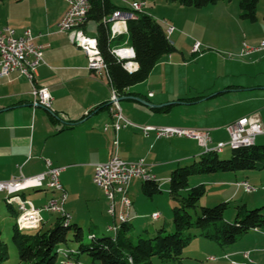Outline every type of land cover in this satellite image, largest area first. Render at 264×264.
I'll return each instance as SVG.
<instances>
[{
  "label": "crops",
  "instance_id": "obj_1",
  "mask_svg": "<svg viewBox=\"0 0 264 264\" xmlns=\"http://www.w3.org/2000/svg\"><path fill=\"white\" fill-rule=\"evenodd\" d=\"M18 2L29 13L22 12L20 18L23 20L20 21L15 17L14 21L0 22V28L10 26L17 36H22L28 29L36 37V43L44 46L45 64L38 69L37 83L49 88L53 103L52 110L34 107L32 87L25 77L18 73L0 77V181L36 176L46 170V161L49 160L53 166L64 168L60 181L68 194L65 210L71 223L75 221L83 228L87 221L93 224L100 220L101 213L111 219L107 227L111 231L120 227L121 221L119 219L118 224L117 218L108 213L109 201L104 191L93 182V176L95 167L113 156L116 140L118 156L129 163L144 160L156 181L159 179L165 183L160 184L162 193L167 185L169 193L173 172L191 165L203 155L204 149L196 140L185 137L158 138L155 133L144 136L137 127L130 125L115 132L110 107H107L111 98L108 80L93 75L87 68L84 52L70 44L66 34L58 32V24L68 4L64 0ZM111 2L126 9L124 11H128L132 3L129 0ZM160 4L158 6L166 12L155 13L152 7L149 15L160 24L167 22L177 29L171 38L177 52L161 59L145 82L127 90V95L120 101L123 115L136 126L208 130L214 143L226 142V126L243 117L256 115L264 127V52L240 56L243 43L255 46L264 40V17L262 30H257L251 25L260 23V17L257 16L254 24H248L241 18L236 0H220L202 8L184 7L178 0H163ZM89 28L90 22L84 28L88 36ZM92 30L94 36L90 37L97 38L96 23ZM196 42L201 44V49L229 51L237 56L225 59L214 52L193 53ZM113 47L114 50L122 48L123 43H115ZM205 59L215 68L198 69L197 63ZM103 105L106 107L96 110ZM255 145L264 146V134L257 136ZM230 175L233 176L210 181L216 187H229L226 201L235 200L241 191L246 193L236 186L242 180L234 182V177L251 180V185L255 182L253 186L263 185L262 174L243 171ZM206 182L203 179L197 184ZM143 185L140 179H133L129 186L131 228L135 227L133 223L142 226V220L149 219V216L152 219L155 213L160 217L153 221L162 217L161 207L157 205L158 195L147 198ZM43 191L39 189L36 193ZM42 195L45 198L38 203L43 206L56 198L57 193ZM21 199L29 200L26 194ZM170 206L173 208L172 202ZM17 215L18 212L15 217ZM98 226L90 225L89 229L95 233ZM237 242L227 248L218 246L217 257L230 254L235 260L247 262L243 253L249 252L253 263L248 264L262 262L264 230H253ZM207 251L209 249L203 251L206 261L215 256H208ZM185 259L179 264H188L185 261L191 258ZM216 264H225V260Z\"/></svg>",
  "mask_w": 264,
  "mask_h": 264
},
{
  "label": "trees",
  "instance_id": "obj_2",
  "mask_svg": "<svg viewBox=\"0 0 264 264\" xmlns=\"http://www.w3.org/2000/svg\"><path fill=\"white\" fill-rule=\"evenodd\" d=\"M219 1L178 0L184 7L195 8ZM259 2L260 0H239L241 18L255 23ZM116 10L126 9L114 5L111 0H90L87 23L93 21L97 24L100 52L107 64L111 84L122 98L127 95L129 88L145 82L161 59L177 52V49L167 38L163 26L145 13H135V17L127 21V36L112 38L107 19ZM126 40L135 52L134 61L138 65V70L133 73L125 70L111 52L115 43H124ZM102 107L106 106H100L96 110ZM219 154L221 153L215 151L204 152L191 165L179 167L173 172L169 182V195L175 202L172 208L174 232L167 233L163 227L154 237L139 236L134 239L129 221L122 223L119 231L112 237H99L93 230L89 229L86 234L82 227L71 221L64 222V218L59 216L53 228L44 230L40 227L31 234L22 233L16 225L12 240L18 250L19 264H61L63 260L60 262L59 258L61 254L65 256V246L69 242L76 244L77 248L71 252L68 250L69 253L66 254L75 261L87 256L93 264H153L154 259L161 263H181L185 259V249L196 238L227 248L253 230H264V207L246 210L244 216L239 213L233 223L227 222L224 217L229 203L199 208L201 199L207 194V188L203 184L190 187L191 177L219 172L264 171V146L254 143L249 147L232 150L228 159H220ZM143 182V192L147 198L152 199L162 194L158 181ZM8 207L15 217L16 212L10 207V203ZM9 257L6 243L0 239V263L7 261Z\"/></svg>",
  "mask_w": 264,
  "mask_h": 264
},
{
  "label": "built area",
  "instance_id": "obj_3",
  "mask_svg": "<svg viewBox=\"0 0 264 264\" xmlns=\"http://www.w3.org/2000/svg\"><path fill=\"white\" fill-rule=\"evenodd\" d=\"M68 4V9L58 24V32L67 35L70 44L81 49L87 58V68L97 77H106L111 86L110 112L113 117L112 127L115 132L120 131L126 126L137 127L144 136L155 133L158 138L185 137L196 140L204 152L206 150H222L224 147L238 146L249 147L254 145L257 136L264 134V127L261 120L256 116L243 117L231 124L227 125L225 130L228 134L226 142L214 143L210 137L208 130L186 129L173 126H136L130 122L122 113L120 107V97L113 88L107 64L100 52L97 38L90 37L85 32L87 24V16L90 10V0H64ZM146 5L139 1L130 3L128 11L116 10L107 19L109 24L110 36H127V21L135 17V13H146ZM166 36L171 40L177 29L167 23L161 22ZM0 77H7L13 73L25 77L31 84V95L33 98L32 105L40 106L47 110H52L53 97L49 88L41 87L37 83L38 69L45 64L44 62V46L36 43V37L30 30H25L20 37L16 36V32L10 26L0 28ZM201 51V44L196 42L193 47V53ZM118 62L123 64L125 70L129 73L136 72L138 65L134 61L135 52L130 44L125 41L123 50H111ZM264 52V40L255 46L243 43L241 55L249 56L254 53ZM116 151L111 159L103 164L95 167L93 182L104 191L109 201L108 213L119 219L131 216L132 201L129 198V186L133 179L142 180L145 173L151 172L149 166L144 160L137 162H126L118 156V141L114 142ZM64 168L55 167L52 163L46 161V170L32 177H18L9 181H0V194L11 192V187L26 186L31 181H38L49 185H59V192L56 198L49 200L44 206L38 208L30 202H19V213L16 221H21L24 225L33 223V221H42V213L44 211L57 214V212H66L65 203L68 194L65 191L60 176ZM238 188H243L246 193H254L258 188L251 185L250 182H239L236 184ZM8 202V200H6ZM10 203V202H8ZM119 212H117V208ZM21 210L32 211V218H22ZM160 214L155 213L152 219H159ZM63 219L64 222L70 220ZM117 221V222H118ZM113 230V228H112ZM64 250V249H63ZM249 252L243 253L247 262L238 261L232 258L230 254H224L216 259L218 262L228 260V264H248L253 263L249 258ZM79 262V261H78ZM62 264H71V262L63 260Z\"/></svg>",
  "mask_w": 264,
  "mask_h": 264
},
{
  "label": "rangeland",
  "instance_id": "obj_4",
  "mask_svg": "<svg viewBox=\"0 0 264 264\" xmlns=\"http://www.w3.org/2000/svg\"><path fill=\"white\" fill-rule=\"evenodd\" d=\"M130 2L133 1H139L142 2L146 5V13L149 15L152 13V7H154L155 13H161L164 14L166 12L165 9L161 8L158 6L163 0H129ZM237 4L239 6V0H236ZM20 2L16 0H0V22L6 23L7 20L9 21H14L13 19L15 17H18L16 19H19L22 16L23 13H29L28 9L26 7H21ZM161 5V4H160ZM23 8V9H21ZM240 10V8H239ZM151 15V14H150ZM257 16L260 17L261 22L258 24H254L248 21V24H254L251 26H255L254 28L257 30H262V20L264 17V0H260L258 7H257ZM23 20V19H21ZM95 27V22L90 21V28L88 34L90 36H94L93 28ZM17 36V35H16ZM20 37V36H17ZM214 52L218 56H222V58L225 59H235L237 56L236 54H232V52L229 51H223V50H211L209 48H202L200 51V55ZM198 66H196L198 69L205 68L206 70L212 69L215 67H212L208 61L203 60L197 63ZM195 67V68H196ZM232 154V150L229 147H226L221 154H219L220 159H228L230 158ZM250 173H256V174H262L264 175V171H246ZM241 174L242 172H231V173H213L209 175H196L190 178L189 185L190 187H195L199 184V180L205 179L206 184H204L207 188V194L201 199L199 203V208L201 207H215L221 203H229L228 208L225 211L224 217L225 220L229 223H233L238 216L239 213H242L244 216L245 211H252L255 209L263 208L264 207V180L262 179L263 185L262 186H255L259 189L257 193L254 194H246L243 191H241L240 195L238 198L235 200H229L226 201L225 199L229 195L230 191H228V186H223V187H216L214 184H212L213 179H222L225 178L226 176H233L230 174ZM261 178V177H260ZM252 179V178H251ZM234 182L235 180L240 181L244 180L243 177H238V178H233ZM157 181L161 184V186L165 185V183L162 182V180L157 179ZM246 181V180H245ZM248 182L251 180H247ZM233 182V183H234ZM260 183V182H259ZM253 185L255 182L252 183ZM168 185L164 186L163 193L158 195L157 197V205L161 207V219L159 221H153L151 217L149 216V219H144L142 220L143 225H137L136 223H133L135 227L131 228V236L136 239L137 237H154L157 233L158 230L161 228H165L167 233H172L174 232L173 226H172V207L170 206V202L173 203V206L175 205V202L170 198V195L168 193ZM44 191L36 193V190L39 189H31L27 191L20 192L19 194L16 195H8L6 193V198L8 199V202L12 205V208L15 212L19 213V202H30L31 204H36V205H41L38 203V201L42 200L45 198V195H42L44 193H53L56 192L52 189H47L46 187L42 188ZM47 190V191H45ZM23 194H26V197L29 199L27 200H22ZM38 195V196H37ZM42 206V205H41ZM40 206V207H41ZM44 206V205H43ZM264 213V210H263ZM101 215V216H100ZM99 217L101 218L100 220L97 219L93 224H90L89 221L85 222L83 224V230L86 234H88L89 226L90 225H99L98 228L95 230V233L97 236L102 237V236H107V237H112L113 234L115 235L114 231L107 230L108 224L111 223L110 218H106L103 214L100 213ZM21 217L22 218H32V211L27 210L26 211H21ZM43 217V222L42 221H33V223H30L28 225H24L23 222L21 221H16L14 217L11 214V211L8 209V206L5 202V196L4 194H0V239L6 243L7 248L9 250L10 257L7 261L0 263V264H19V255H18V250L13 243L12 237H13V232L14 228L18 226L19 230L22 233L25 234H31L34 231L38 230L40 227H43L44 230H48L54 227L56 219L59 217V214H53L50 212L44 211L42 213ZM75 224V221L72 222ZM118 224L120 222L118 221ZM17 225V226H16ZM192 233H196V231H192ZM240 240V239H239ZM238 244V242H237ZM205 245V246H204ZM206 246H210L209 248H206ZM66 248H77L76 244L69 242ZM218 247L214 242L209 241V240H204L202 238H196L193 240L191 245L185 249L183 253L184 258H191L188 264H202V261L205 260V257L203 254H205L203 251L206 249H209L206 253H208V256L210 255H215L218 256ZM216 250V252L214 250ZM68 252V249H65ZM71 251V250H69ZM220 252V251H219ZM207 255V254H206ZM209 258V257H208ZM207 258V259H208ZM72 261H75V259L71 258ZM70 259V260H71ZM185 259V260H186ZM62 260L69 261V259H66L64 254H61L59 261L61 262ZM262 262H258V264H264V259L262 258ZM80 262L83 264H93L90 258L87 256H82L80 258ZM206 264V260L204 262ZM95 264H101V263H95ZM153 264H176V263H161L159 260L154 259ZM179 264V263H177ZM226 264V262H225Z\"/></svg>",
  "mask_w": 264,
  "mask_h": 264
},
{
  "label": "bare ground",
  "instance_id": "obj_5",
  "mask_svg": "<svg viewBox=\"0 0 264 264\" xmlns=\"http://www.w3.org/2000/svg\"><path fill=\"white\" fill-rule=\"evenodd\" d=\"M115 50H123V47L115 49ZM0 56H1V49H0ZM225 148L226 147H224L222 150H206V152L215 151L217 153H221V152L224 151ZM229 148L231 150H235V149H239V148H242V147L231 146ZM150 180L156 181L155 177L150 172H148V173H145L143 175V178H142L141 181H150ZM245 182H247V181H245ZM44 187H46L48 189H52V190H54L56 192H59V185H49V184H44V183H38V181H31V183L27 184L26 186L11 187V192H7V194L12 196V195L19 194L20 192H23V191H27V190H31V189H42ZM22 211H26V210H22ZM57 214H59V216H61L64 219H69V214L67 212H57ZM130 220H131V216H127V217H124V218L120 219L121 224L125 223V222H129ZM154 220H158V219H154ZM70 221H71V219L67 220L66 222L68 223ZM119 229H120V227L116 226V227L113 228V231L116 233L117 231H119ZM66 253H67V251L65 252V257L68 258ZM209 258H220V257L210 256ZM209 258L206 261V264H216V263H218V260L209 259ZM68 259H69V262H71V264H83V263L78 262V261H72V260H70L71 258H68ZM225 262H226V264H228V260H225Z\"/></svg>",
  "mask_w": 264,
  "mask_h": 264
},
{
  "label": "water",
  "instance_id": "obj_6",
  "mask_svg": "<svg viewBox=\"0 0 264 264\" xmlns=\"http://www.w3.org/2000/svg\"><path fill=\"white\" fill-rule=\"evenodd\" d=\"M124 98H120V101L123 100Z\"/></svg>",
  "mask_w": 264,
  "mask_h": 264
}]
</instances>
